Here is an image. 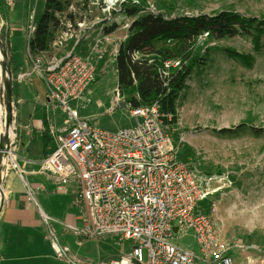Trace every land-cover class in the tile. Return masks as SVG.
Listing matches in <instances>:
<instances>
[{"label": "rangeland", "instance_id": "374dc122", "mask_svg": "<svg viewBox=\"0 0 264 264\" xmlns=\"http://www.w3.org/2000/svg\"><path fill=\"white\" fill-rule=\"evenodd\" d=\"M134 9L139 11L138 15L128 16L126 11ZM222 11L262 18L264 0H126L118 11L111 12L104 11L98 0H14L12 5L6 2V17L0 16V53L8 74L10 67L5 57L4 32L9 37L12 54L21 66L18 79L21 95L13 98L11 134L14 135H11V141L16 145L25 141L19 133L21 118L24 125L28 123L27 117L31 122L35 121L38 112L42 124L45 120L49 125L63 120L48 104V93L41 76V71L52 60L51 55L39 50L42 31L47 30L50 39H54L51 31H65L69 25L76 28L78 24H84L89 29L86 30L88 37L82 38L81 43L98 45L92 55L98 76L91 90L92 104L82 108L80 115L94 127L116 134L137 126L128 107H114L116 95L123 103L129 96V88L118 82L116 56L131 34L134 22L148 14L171 19L178 15ZM32 12H36L34 18ZM174 44L160 43L157 48H173ZM228 49L251 57V64L231 58ZM50 50L47 48L46 52ZM138 57L141 56H135ZM194 57L199 64L176 97L174 115L166 114L162 125L172 138L179 159L213 179V194L206 209L208 212L213 204L216 205L214 220L219 232L226 241L241 247L235 250L238 261L264 264V47L256 49L253 37L248 34L224 39L206 34L196 39ZM150 74L134 80V97L139 99L141 106L155 102L162 105L155 87L149 91V99L140 97L149 86L157 85L155 68ZM2 79L0 69V106L4 107H0V134L6 124ZM31 104L36 106V112L24 113L22 109ZM33 150H36L35 146L30 149ZM14 155L16 152L13 151L11 158ZM7 163L14 166L10 160ZM2 194L0 190V203ZM69 197L61 192L50 195L45 210L50 216L49 226L58 236L60 245L69 249L72 258L98 262L130 253L133 241L103 238L80 242L76 232L83 229V221L82 215L77 214L82 212L74 197ZM174 244L186 251L198 252L192 232L174 238ZM53 257V264L60 261L57 256Z\"/></svg>", "mask_w": 264, "mask_h": 264}, {"label": "built area", "instance_id": "2783aa9c", "mask_svg": "<svg viewBox=\"0 0 264 264\" xmlns=\"http://www.w3.org/2000/svg\"><path fill=\"white\" fill-rule=\"evenodd\" d=\"M13 1L5 0L11 5ZM98 1L106 12L118 11L126 3ZM86 30L84 24L69 25L53 49L59 52L69 40L79 38L62 58L51 60L41 71L48 102L63 120L61 131L49 128L54 147L40 169L53 175L61 188L72 182L78 185L76 201L84 221L83 229L76 232L80 242L111 238L134 245L129 254L91 262L72 258L53 233L56 256L66 264H235L232 253L241 247L219 232L216 205L206 209L213 179L179 159L162 125L165 115L160 103L130 110L137 126L116 134L81 117L80 110L92 104L91 90L98 76L92 56L78 49ZM180 66V58H174L163 62L159 73L166 79ZM121 103L116 95L114 107ZM188 232L194 235L197 253L174 244V238Z\"/></svg>", "mask_w": 264, "mask_h": 264}, {"label": "trees", "instance_id": "16d2710c", "mask_svg": "<svg viewBox=\"0 0 264 264\" xmlns=\"http://www.w3.org/2000/svg\"><path fill=\"white\" fill-rule=\"evenodd\" d=\"M49 1V0H48ZM5 0H0V16L6 17ZM130 17L138 15L137 9L126 11ZM211 34L218 39L236 37L239 34H248L253 37L254 47L258 50L264 47V17L248 18L234 11H222L214 14L178 15L175 18L166 19L155 14H148L136 20L131 27V34L121 45L116 56L118 82L120 86L129 88V96L124 102L129 110L142 107L139 99H136V87L134 80L142 76H151V69L155 68L157 85L149 86L148 91L141 92V99H149L150 90L160 94L161 112L166 114L175 113V101L183 89L186 79L191 75L194 68L199 64L194 57V44L202 35ZM2 38L6 44V56L10 72L13 78V98L20 97V66L12 54L8 35L4 32ZM50 41L47 30L40 33L39 50L46 51ZM173 43V48H157L160 43ZM229 56L246 64H251L252 58L237 51L228 49ZM136 55L141 57L135 58ZM180 58L181 66L172 69L169 77L164 79L159 73L163 62ZM152 62V63H150ZM151 79V77L149 78ZM153 79V78H152ZM153 82V81H152ZM43 138L45 153L51 142L49 135V123L45 120ZM233 130H227L232 132ZM221 132H223L221 130Z\"/></svg>", "mask_w": 264, "mask_h": 264}, {"label": "crops", "instance_id": "0c3cea01", "mask_svg": "<svg viewBox=\"0 0 264 264\" xmlns=\"http://www.w3.org/2000/svg\"><path fill=\"white\" fill-rule=\"evenodd\" d=\"M87 31L83 38L88 37ZM51 32L54 33L55 38L50 39L47 48L51 50L50 52L45 51V54L51 55L52 60L62 58L76 39L79 38L75 37V41L69 40L64 48L56 52L53 49V43L64 33V30H53ZM97 46V44L91 46L90 42L83 45L80 41L78 49L81 54L92 56L96 51L94 48ZM22 111L24 113L29 111L34 113L36 112V106L31 104L30 107H25ZM38 115L39 117L33 122L26 115L28 123L24 125V119L21 118L20 111L19 133L20 136L22 134L25 137V141L22 144L20 142L19 145L12 141V153L14 151L16 155L11 158V153L5 160L6 162L12 161L14 166L11 167L10 164L6 163L2 170L4 172H2L3 194L0 203V264H53L51 257L56 256V253L52 248L50 237L55 232L48 224L50 216L46 212L45 206L50 199V195L57 192L63 193L65 197L73 196L76 202L78 185L75 182L61 188L60 183L53 175L43 173L40 169L41 162L51 153L54 142L51 140L45 153L43 135L46 128L40 119L41 113L38 112ZM51 126H56L61 131L62 122L57 123L55 121L48 128ZM33 146L39 152L36 150L30 151ZM24 150L25 153H23ZM21 163H23V166H21ZM80 215L82 214H77V216ZM232 255L235 264H245L238 261L235 251ZM55 264H65V262L58 260V263Z\"/></svg>", "mask_w": 264, "mask_h": 264}, {"label": "water", "instance_id": "95a60500", "mask_svg": "<svg viewBox=\"0 0 264 264\" xmlns=\"http://www.w3.org/2000/svg\"><path fill=\"white\" fill-rule=\"evenodd\" d=\"M6 60L8 62L7 56ZM9 64V63H8ZM0 69H2V83H3V92L1 95L4 97L5 106H6V124H5V130L3 134H0V190L2 191V170H3V163L6 157L12 153V141H11V128L13 123V94H12V84H13V78L12 74L9 71L7 74L6 66L4 63V60L1 57L0 53ZM1 109H3V105L0 106ZM120 108L126 109L127 104L121 103ZM2 128V126H1ZM175 233L178 231V227L174 228Z\"/></svg>", "mask_w": 264, "mask_h": 264}, {"label": "bare ground", "instance_id": "6f19581e", "mask_svg": "<svg viewBox=\"0 0 264 264\" xmlns=\"http://www.w3.org/2000/svg\"><path fill=\"white\" fill-rule=\"evenodd\" d=\"M0 131H1V125H0ZM11 135H12V136L14 135V134H13V132H12V134H11Z\"/></svg>", "mask_w": 264, "mask_h": 264}]
</instances>
